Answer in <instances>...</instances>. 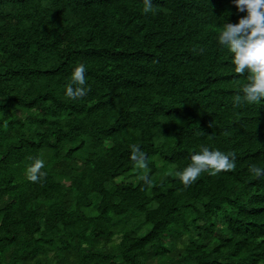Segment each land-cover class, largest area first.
<instances>
[{"label":"trees","instance_id":"16d2710c","mask_svg":"<svg viewBox=\"0 0 264 264\" xmlns=\"http://www.w3.org/2000/svg\"><path fill=\"white\" fill-rule=\"evenodd\" d=\"M152 5L0 0V264H264V175L250 172L264 170V100L235 103L247 73L218 44L247 12ZM80 64L89 90L72 100ZM202 147L234 152L235 169L185 188Z\"/></svg>","mask_w":264,"mask_h":264},{"label":"clouds","instance_id":"9594fccd","mask_svg":"<svg viewBox=\"0 0 264 264\" xmlns=\"http://www.w3.org/2000/svg\"><path fill=\"white\" fill-rule=\"evenodd\" d=\"M239 12H247L238 23H226L218 36V44L226 48L232 54V63L236 74L247 73L248 83L242 86L243 98L237 95L234 101L241 103L260 104L264 100V0H235ZM153 10L152 0H144L143 12L145 14ZM86 67L78 65L71 74V80L66 89V96L72 100L83 98L87 95ZM234 152L225 154L220 150H210L202 147L201 150L191 156V163L177 176L185 188L190 187L198 180L202 173L207 172L215 176L221 172H229L235 169ZM131 159L140 168L147 167L146 155L138 145L131 146ZM44 161L36 159L27 168V179L32 183H39L46 173L42 172ZM257 178L264 175V170L251 167ZM143 180L149 186L152 181L147 177Z\"/></svg>","mask_w":264,"mask_h":264}]
</instances>
